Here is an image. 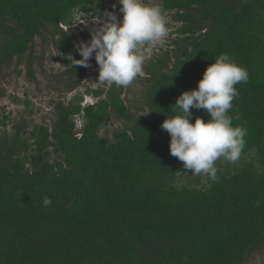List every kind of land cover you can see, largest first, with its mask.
<instances>
[{
    "label": "trees",
    "instance_id": "trees-1",
    "mask_svg": "<svg viewBox=\"0 0 264 264\" xmlns=\"http://www.w3.org/2000/svg\"><path fill=\"white\" fill-rule=\"evenodd\" d=\"M115 1L0 0V71L16 58L23 61L44 38L69 57L63 65H74L70 89L77 90L99 66H75L78 33L66 28L77 15L104 17ZM159 4L177 13L183 26L175 35L189 47L172 67L164 57L150 62V117H134L122 99L125 87L111 84L88 90L99 99L95 107L83 108L80 95L69 106L56 104L52 127L29 132L23 126L11 136L10 118L2 122L0 264H246L264 251V0ZM222 53L249 72V81L235 86L239 95L229 115L234 126L247 129L240 158L252 161L226 175L217 169L218 180L201 188L198 181L182 186L180 175L191 170L171 155V137L161 125ZM191 111L192 123L210 119L203 109ZM112 118L127 124L113 140L101 136ZM45 197L51 206L43 205Z\"/></svg>",
    "mask_w": 264,
    "mask_h": 264
},
{
    "label": "clouds",
    "instance_id": "clouds-1",
    "mask_svg": "<svg viewBox=\"0 0 264 264\" xmlns=\"http://www.w3.org/2000/svg\"><path fill=\"white\" fill-rule=\"evenodd\" d=\"M119 4L122 7L116 4L104 17L94 13L76 16L73 27H84L91 39L77 46L82 59H75L79 61L75 66H90L95 55L99 83L128 87L144 76V66L154 48L166 43L169 21L166 10L156 0H119ZM248 81V70L222 53L206 68L198 87L177 98L161 128L169 133L170 153L183 162L185 172L191 170L192 175L203 174L217 181L216 162L222 159L235 163L240 158L247 129L233 125L229 110L239 95L235 86ZM87 92L82 95V107H95L99 99ZM192 108L205 110L210 119L205 122L196 117L192 123ZM75 124L77 134H81L84 118L76 117ZM43 205L51 206L52 200L45 197Z\"/></svg>",
    "mask_w": 264,
    "mask_h": 264
},
{
    "label": "rangeland",
    "instance_id": "rangeland-1",
    "mask_svg": "<svg viewBox=\"0 0 264 264\" xmlns=\"http://www.w3.org/2000/svg\"><path fill=\"white\" fill-rule=\"evenodd\" d=\"M162 1L156 0L157 3ZM115 3L119 8L122 7L119 2L115 1ZM176 14H167L169 35L163 46H156L154 48L151 59L144 66V76L137 77L132 85L125 87L122 99L134 117L142 115L151 116L148 97L150 83L147 82L148 78L153 80V77L148 76V68H152L150 62L164 57L168 64H170V67H172L179 52H183L189 47L187 43L181 41L182 37L175 35L177 29L183 26V24L174 19ZM122 19L123 17L121 21ZM3 31L5 30L0 26L1 39L4 38V35H2ZM74 31L78 33V36L73 38V43L78 50L77 46L82 41H89L91 36L87 35L88 33H86L85 28L82 26H79L77 29L74 27L67 29L68 33H73ZM44 35H49V32L45 31ZM176 41L180 42V46L175 45ZM68 59L69 57L60 54L55 42L51 41L48 44L44 38H38L34 47L23 61L16 58L12 63L3 67L0 71V145L4 142V139H2L4 133L2 122L5 118H10L7 130L11 136L17 133V128L23 126H27L29 132H32L35 126L47 124L52 127L56 116V104L62 102L65 106H69L75 97L82 96L87 90L110 89L111 84L98 82V70L97 74L90 71L87 72L84 85L78 88V90H71L70 85L74 78L68 75V72L72 70L73 64L70 68L63 65ZM90 62L97 64L95 55L90 59ZM31 71L34 77L30 75ZM15 98L22 102L29 101L31 107L16 103L14 101ZM126 126L127 124L122 120L112 118L103 128L101 136L109 137L113 140L114 134ZM251 161L252 157L250 156L241 157L235 163L223 160L220 162L218 160L216 167L222 174L226 175L228 171L241 167L243 164L250 163ZM180 177L182 178L180 185H195V182L198 181L199 188L209 184L210 180L208 176L203 174L192 175L191 171L185 176L180 175ZM246 264H264V251L251 255L247 259Z\"/></svg>",
    "mask_w": 264,
    "mask_h": 264
},
{
    "label": "flooded vegetation",
    "instance_id": "flooded-vegetation-1",
    "mask_svg": "<svg viewBox=\"0 0 264 264\" xmlns=\"http://www.w3.org/2000/svg\"><path fill=\"white\" fill-rule=\"evenodd\" d=\"M79 53V52H78ZM73 67H74V65H73ZM72 70H73V68H72ZM72 70H70L69 72H68V75H72V74H70L71 72H72ZM84 83V82H83ZM84 85V84H83ZM78 90V89H77Z\"/></svg>",
    "mask_w": 264,
    "mask_h": 264
}]
</instances>
